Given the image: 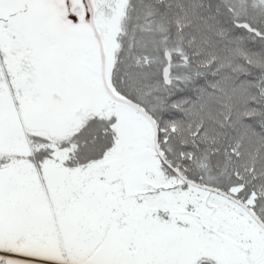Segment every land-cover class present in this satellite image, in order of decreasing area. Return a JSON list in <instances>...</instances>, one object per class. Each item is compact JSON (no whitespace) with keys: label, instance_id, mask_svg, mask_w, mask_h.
<instances>
[{"label":"snow or ice","instance_id":"snow-or-ice-1","mask_svg":"<svg viewBox=\"0 0 264 264\" xmlns=\"http://www.w3.org/2000/svg\"><path fill=\"white\" fill-rule=\"evenodd\" d=\"M0 264H264V0H0Z\"/></svg>","mask_w":264,"mask_h":264}]
</instances>
